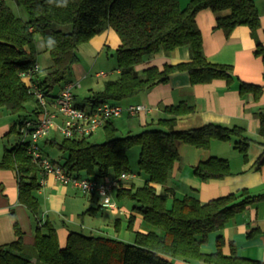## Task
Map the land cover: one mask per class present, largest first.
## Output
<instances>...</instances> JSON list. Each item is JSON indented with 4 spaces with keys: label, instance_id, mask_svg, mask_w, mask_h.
<instances>
[{
    "label": "trees",
    "instance_id": "trees-1",
    "mask_svg": "<svg viewBox=\"0 0 264 264\" xmlns=\"http://www.w3.org/2000/svg\"><path fill=\"white\" fill-rule=\"evenodd\" d=\"M24 9L27 19L17 17L4 0H0V109L19 116L9 130L16 132L19 142L4 149L0 168L15 173L18 203L31 215L36 227L32 247L35 255L24 254L23 232L14 212V240L0 246V264H264L236 255L234 248L224 254L225 240L219 233L227 222L263 196H251L246 190L200 202L194 196L176 197L166 186L173 166L180 160L177 144L208 150L212 141L231 142L244 160L251 141L240 127L206 124L198 128L178 130V117L194 112L186 102L163 107L164 116L152 121L139 133L117 136L112 120L102 127L105 141L92 142L93 135L45 139L46 144L65 154L61 166L79 176L83 172L93 179L115 178L121 173H132L127 152L137 145L138 168L144 183L136 186L122 182L117 188V199L134 203L132 213L142 223L154 227L147 231H133V241L101 236L84 235L69 231L64 246H60L56 229L49 221H42L38 191L42 174L28 152V142L19 129L27 121H35L41 107L20 72L36 64L37 37L50 65L42 76L33 81L46 94L52 95L56 85L63 84L71 67L78 61V48L104 30L110 28L119 38L115 49L117 76L103 82L100 91H92L84 101L91 108L105 102L119 103L165 84L175 73H186L191 85L222 79L227 85L234 81L232 69L213 64L205 57L202 36L195 17L209 9L216 14V29L226 35L237 26H247L255 40L254 54L262 59L264 48L257 39L260 27L258 11L251 0H190L181 7L179 0H13ZM189 50V60L162 69L135 68L145 59L163 51L177 48ZM240 94L252 93L257 99L262 86L238 83ZM76 99V96H75ZM35 108L28 112L26 105ZM80 107L84 104L77 103ZM23 116V117H21ZM260 133L264 136V114L260 112ZM236 138L237 140H234ZM193 174L201 181L220 180L231 176L227 159L210 156L193 167ZM162 187L157 192L156 186ZM84 213H89V210ZM135 216L128 219L132 230ZM209 233H217L216 250L203 252L202 245ZM233 247V245H230Z\"/></svg>",
    "mask_w": 264,
    "mask_h": 264
},
{
    "label": "crops",
    "instance_id": "crops-1",
    "mask_svg": "<svg viewBox=\"0 0 264 264\" xmlns=\"http://www.w3.org/2000/svg\"><path fill=\"white\" fill-rule=\"evenodd\" d=\"M5 2L7 0H4ZM190 0H179L181 6H186ZM259 15L260 27L256 32L257 39L264 48V0H251ZM195 21L202 36V47L205 57L213 64L226 65L232 69L234 81L227 85L222 79H215L204 84L191 85L186 73H175L165 84H160L151 90L119 102L122 106L143 105L146 112L128 115L134 118L128 121V128L141 130L146 124L164 116L163 107L186 102L194 106V112L178 117L176 128L187 130L206 124H216L225 127H240L251 140L247 150V159L234 149L231 142L212 141L208 150L196 149L183 143L177 144L180 160L174 164L171 177L172 185L179 184L174 193L181 196H194L200 202L246 190L251 196L263 197L247 207L241 213L230 219L219 233L225 240L222 248L228 254L234 248L236 255L264 262V136L260 133V112L264 114V65L256 54L255 40L247 26H237L228 35L216 29V14L209 9L199 11ZM90 47L97 50L116 49L119 38L108 28L94 36L89 41ZM189 50L185 47L175 49L170 53H158L145 59L136 66L137 71L148 67L162 69L164 65H175L189 60ZM75 79L80 82L84 69L80 64L72 66ZM96 74V73H95ZM117 74V73H116ZM42 73H39L40 77ZM96 77V76H95ZM97 78V77H96ZM77 81V82H78ZM261 85L262 92L256 99L252 93L240 94L238 83ZM75 95V93H74ZM76 96V95H75ZM124 114V113H123ZM123 114L115 119H121ZM114 120V119H113ZM112 120V121H113ZM11 120L0 109V139L8 134ZM125 124V122H123ZM49 138V135L46 137ZM0 149V160L3 156ZM210 156L225 158L230 163L231 176L220 180L201 181L193 174V167ZM129 182H132L129 181ZM133 183V182H132ZM38 196L42 221L54 225L62 218L60 227L56 229L58 242L64 246L69 234V226L86 230L89 235H101L119 239L121 231H147L150 228L142 223L139 215L132 213V205H118L116 208H103L96 196L83 194L69 185H62L52 175H42ZM177 194V193H176ZM124 200V199H123ZM128 200V199H127ZM130 201V200H128ZM89 210V213H84ZM14 212L19 227L23 232L24 245H32L33 222L24 206L18 203V188L15 173L0 168V246L14 240L13 221L10 213ZM66 212H69L68 217ZM134 215L132 230L127 227L128 219ZM88 217L90 220L88 221ZM69 221V225L65 224ZM78 221L79 223H77ZM74 231V230H71ZM217 233H209L205 249L216 250ZM125 237V236H124ZM128 240L125 238L119 239ZM233 245L231 247L230 245ZM177 264H184L181 260Z\"/></svg>",
    "mask_w": 264,
    "mask_h": 264
},
{
    "label": "built area",
    "instance_id": "built-area-1",
    "mask_svg": "<svg viewBox=\"0 0 264 264\" xmlns=\"http://www.w3.org/2000/svg\"><path fill=\"white\" fill-rule=\"evenodd\" d=\"M40 68L36 63L27 71L20 72L23 83L38 100L41 113L35 121H25L20 129L23 140L28 142V152L39 166L43 176L52 175L62 185H69L82 194L96 196L103 208H116L112 200L113 192L121 183L129 182L136 176L133 173H121L115 178L93 179L81 178L67 172L59 163L45 156L39 146V141L45 139L50 131L59 133L63 138L94 135L106 124L107 120L120 117L123 113L136 115L146 112L143 105L122 106L119 103L105 102L95 108L88 104L80 107L76 104L74 89L80 87V82H67L62 85L57 95H48L33 82L39 76ZM97 78L107 74L98 72Z\"/></svg>",
    "mask_w": 264,
    "mask_h": 264
},
{
    "label": "rangeland",
    "instance_id": "rangeland-1",
    "mask_svg": "<svg viewBox=\"0 0 264 264\" xmlns=\"http://www.w3.org/2000/svg\"><path fill=\"white\" fill-rule=\"evenodd\" d=\"M6 4L12 9V11L14 12V14L19 17L22 18L24 20L27 19V15L24 11L23 8H21L20 6H18L15 1L13 0H7ZM181 6V5H180ZM182 8L184 6H181ZM37 54L35 56L36 59V63L39 65L40 68V73H43V70H45V68H47L50 65V59L49 56L46 52H43V46H42V41L41 38L38 36L37 37ZM115 50L114 49H102V50H97L96 48H92L90 47L89 43L83 44L81 45L78 50H77V56H78V61L76 62V64H80L83 69H84V76L82 77V79L80 78V87L79 88H75L74 89V93L76 95V102L77 103H81L86 105L84 98L87 97L92 91H100L102 89L103 86V82L105 80L108 79H112L115 78L117 76V64H116V59H115V54H114ZM98 72H103L105 74H107L106 77L104 78H96L95 77V73ZM74 70L71 67L70 72L66 75V78L64 81H68V82H77L78 80L75 79V74H74ZM79 82V81H78ZM63 85V82L60 83L59 85H56L53 88L52 91V95H57L61 89ZM27 111L30 112L32 111L35 106L33 103H29L26 105ZM7 116L9 117V119L11 120L10 125L12 126L13 124H17L19 121V116H15V115H10L8 113H6ZM23 117V116H21ZM134 118H129L126 116V113L123 114V117H121V119L117 120L114 119L112 121L114 127L117 129V136H124L127 133H131V134H136L139 133L140 131H142L143 128H141V130L135 129V130H131L130 128H128L127 124L128 121H133ZM125 122V124L123 123ZM10 126V127H11ZM49 138H55V140L57 142H60L63 137L55 132V131H50L49 133ZM46 139V138H45ZM42 139L39 141V146L40 149L42 151V153L47 156L49 159L54 160L56 163L61 164L64 160L65 154L60 153L56 147L54 146H50L48 144H46V140ZM92 142L95 143H102L105 141V136L104 133L102 131V129H99L90 139ZM234 140H237L236 138H234ZM19 142V137L17 135L16 132H10L7 135H5L2 139H0V149L3 151V149H10L13 146H15V144H17ZM138 154H139V148L136 146H134L133 148H131L128 152H127V159H128V163L130 166V169L132 171V173L136 176L132 182L136 185V186H141L144 183V176L140 173L139 168H138ZM172 174H170V177L168 178V183L166 186L168 187H173L174 189H176V187L179 185L177 184L176 186L173 184L172 185ZM79 176L81 178H91L88 177V175H86L85 173H79ZM156 190L157 192H161L162 187L157 185L156 186ZM177 190V189H176ZM177 193V194H176ZM175 196L180 198L183 197L179 194V192H176ZM114 194V193H113ZM79 197H82L83 194L81 192H79ZM39 197V196H38ZM114 200H116V202L118 201V205H125V206H129L130 205H134V203L132 201H128L127 199H117L115 194H114ZM69 212H66V216L68 217ZM30 218L33 222V227H32V234L34 235V231H35V227H36V222L34 220V218L30 215ZM90 220V217H88V221ZM63 219L60 218L57 220V222L54 223V227L55 229L59 228L61 225L60 223H62ZM77 223H79L78 221H76ZM65 224L69 225V221H67ZM72 228H70L68 231L74 230L76 232H80L84 235H89L90 233L87 232L86 230H81V228H75L73 225H69ZM154 228V227H153ZM152 227H150V229H153ZM127 236L126 242L127 243H131L133 241V235L129 234L127 232V230L124 229L121 231L119 239L125 238ZM203 252H207L209 253L210 251L205 249L204 247H202ZM24 254L28 257H32L33 255H35V251L32 247V245H24ZM177 261V260H176ZM31 264H36L34 262H32Z\"/></svg>",
    "mask_w": 264,
    "mask_h": 264
}]
</instances>
